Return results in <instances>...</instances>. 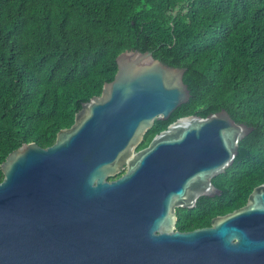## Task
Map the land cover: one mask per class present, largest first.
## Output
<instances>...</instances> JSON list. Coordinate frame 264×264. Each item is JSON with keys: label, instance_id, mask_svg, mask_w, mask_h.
<instances>
[{"label": "water", "instance_id": "obj_1", "mask_svg": "<svg viewBox=\"0 0 264 264\" xmlns=\"http://www.w3.org/2000/svg\"><path fill=\"white\" fill-rule=\"evenodd\" d=\"M116 60L53 144L24 143L2 162L0 264H264V183L210 225L177 229L178 208L222 193L213 178L254 127L225 108L183 115L138 149L189 101L186 69L149 50Z\"/></svg>", "mask_w": 264, "mask_h": 264}, {"label": "trees", "instance_id": "obj_2", "mask_svg": "<svg viewBox=\"0 0 264 264\" xmlns=\"http://www.w3.org/2000/svg\"><path fill=\"white\" fill-rule=\"evenodd\" d=\"M127 49L185 68L191 91L138 149L183 115L225 108L254 127L213 178L222 193L178 208L177 229L208 226L245 205L264 183V0H0V182L7 155L28 142L53 144L114 79Z\"/></svg>", "mask_w": 264, "mask_h": 264}, {"label": "flooded vegetation", "instance_id": "obj_3", "mask_svg": "<svg viewBox=\"0 0 264 264\" xmlns=\"http://www.w3.org/2000/svg\"><path fill=\"white\" fill-rule=\"evenodd\" d=\"M170 117H171V116H170ZM161 120H162V119H161ZM166 120H168V119H166ZM166 127H167V126H166ZM166 127H165V128H166ZM165 128H163V129H165ZM163 129H162V130H163ZM160 131H161V130H160ZM160 131H159V132H160ZM150 141H151V140H150ZM148 144H149V143H148Z\"/></svg>", "mask_w": 264, "mask_h": 264}]
</instances>
